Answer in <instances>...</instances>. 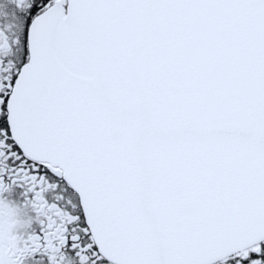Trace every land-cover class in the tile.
Segmentation results:
<instances>
[{
	"label": "snow or ice",
	"instance_id": "snow-or-ice-1",
	"mask_svg": "<svg viewBox=\"0 0 264 264\" xmlns=\"http://www.w3.org/2000/svg\"><path fill=\"white\" fill-rule=\"evenodd\" d=\"M0 264H264V0H0Z\"/></svg>",
	"mask_w": 264,
	"mask_h": 264
}]
</instances>
